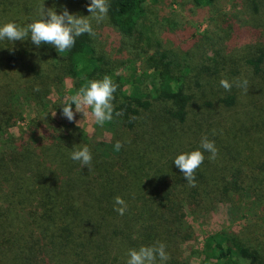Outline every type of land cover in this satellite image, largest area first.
Listing matches in <instances>:
<instances>
[{
  "label": "trees",
  "instance_id": "1",
  "mask_svg": "<svg viewBox=\"0 0 264 264\" xmlns=\"http://www.w3.org/2000/svg\"><path fill=\"white\" fill-rule=\"evenodd\" d=\"M107 2L106 20L89 17L95 35L77 37L68 52L0 41V264H126L129 249L157 242L165 264H264V0ZM89 3L0 0V25L30 23L42 4L87 17ZM227 3L230 13L220 14ZM201 24L210 29L199 33ZM105 75L117 90L103 127L110 140L99 143L61 107ZM238 80L248 81L247 93ZM20 100L33 111L24 128L16 127ZM54 112L67 121L62 131ZM203 136L218 154L210 160L200 149L193 187L173 160ZM82 146L88 167L70 158ZM247 201L251 217L238 230L191 246L189 216L215 203L244 211Z\"/></svg>",
  "mask_w": 264,
  "mask_h": 264
},
{
  "label": "clouds",
  "instance_id": "2",
  "mask_svg": "<svg viewBox=\"0 0 264 264\" xmlns=\"http://www.w3.org/2000/svg\"><path fill=\"white\" fill-rule=\"evenodd\" d=\"M87 11L90 13L87 17L69 14L67 9L57 14L54 8L45 9L42 4L38 8V19L22 26L14 22L0 25V41H8L13 44L16 41L23 42L30 39L37 48L41 45H51L57 53L68 52L74 46L77 37L84 34L95 35L89 17L94 19L97 24L106 20L109 11L108 2L107 0H90ZM220 85L226 91H230L233 86L227 79H222ZM236 86L247 93V80H238ZM116 90L117 85L108 75L99 80L86 81L75 90L73 95L67 98L61 107V114L69 122H72L75 113H80L83 119L78 122V125L84 121V118H87L90 127L91 125L104 127L113 119L114 105L112 101ZM73 105L75 111H73ZM121 147V142L117 141L114 150L119 151ZM200 149L210 153L208 157L210 160H215L218 154L214 141L203 136L198 149L181 153L173 160L174 165L180 170L189 186L193 187L196 179L195 172L205 159ZM70 158L73 161H78L82 167H88L92 162V154L87 146L73 148L70 151ZM114 201L119 206L114 210L123 215L127 208L125 201L119 196L115 197ZM127 256L126 264H158V262L165 264L169 259L165 245L160 242L151 246H141L139 249H129Z\"/></svg>",
  "mask_w": 264,
  "mask_h": 264
},
{
  "label": "rangeland",
  "instance_id": "3",
  "mask_svg": "<svg viewBox=\"0 0 264 264\" xmlns=\"http://www.w3.org/2000/svg\"><path fill=\"white\" fill-rule=\"evenodd\" d=\"M170 1V0H169ZM175 1V0H173ZM175 8V7H174ZM219 8V6H218ZM231 9V4L227 3L224 5L223 8L220 9V14H228L229 10ZM230 13V12H229ZM210 29V27H207L205 24H201V26L198 28L199 33H203L204 30ZM55 98V95L53 96ZM21 102V100H20ZM21 106L24 109L25 116H23V121H18L16 124V127H22L24 128L26 125H28L30 119L33 117V111L31 108V105H29L24 100L21 102ZM75 111V109H74ZM52 117L54 119V126L58 130H63L65 125L67 124V121L57 116L56 114ZM83 119L82 114L75 113L74 120L70 123L77 126L80 130L83 131L93 142H108L110 140V133L105 130L103 127L91 125L87 118H84V121L78 125V122ZM250 201L246 203V208L244 211L239 210H233L231 209L227 204L225 203H215L210 206V208L204 212H202L199 215L190 217L189 221L191 225L195 229V236L197 240L193 242L191 246H196L201 248L202 244L204 243L205 238L209 237L210 235L216 233V232H222L226 230H238L239 226L242 225V223L246 222L248 219H250L251 215L249 214L248 210H250L249 207ZM247 209V210H246ZM246 210V211H245ZM185 249V257H188V248ZM189 264H199L198 259L196 257H191L189 260Z\"/></svg>",
  "mask_w": 264,
  "mask_h": 264
}]
</instances>
